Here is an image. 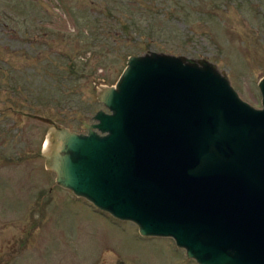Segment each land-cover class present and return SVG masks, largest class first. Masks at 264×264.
I'll return each instance as SVG.
<instances>
[{
	"label": "rangeland",
	"instance_id": "rangeland-1",
	"mask_svg": "<svg viewBox=\"0 0 264 264\" xmlns=\"http://www.w3.org/2000/svg\"><path fill=\"white\" fill-rule=\"evenodd\" d=\"M150 52L215 65L261 109L264 0H0V264H197L59 187L51 125L28 116L86 134L111 112L99 90Z\"/></svg>",
	"mask_w": 264,
	"mask_h": 264
},
{
	"label": "water",
	"instance_id": "water-1",
	"mask_svg": "<svg viewBox=\"0 0 264 264\" xmlns=\"http://www.w3.org/2000/svg\"><path fill=\"white\" fill-rule=\"evenodd\" d=\"M264 106V79L259 83ZM77 133L51 119L42 156L60 187L197 264H264V109L215 65L132 56Z\"/></svg>",
	"mask_w": 264,
	"mask_h": 264
},
{
	"label": "flooded vegetation",
	"instance_id": "flooded-vegetation-1",
	"mask_svg": "<svg viewBox=\"0 0 264 264\" xmlns=\"http://www.w3.org/2000/svg\"><path fill=\"white\" fill-rule=\"evenodd\" d=\"M13 225H14V224H13ZM1 249H4V248H1V247H0V251H1ZM14 250H15L14 248H11V250H6V251L8 252V253H6V254H7V255H10V256H11V255H14V254H15V253L13 252ZM1 253H2V252H1ZM1 253H0V254H1ZM3 254H5V253H3ZM10 256H9V259L11 258ZM1 259H2V257H0V260H1Z\"/></svg>",
	"mask_w": 264,
	"mask_h": 264
}]
</instances>
